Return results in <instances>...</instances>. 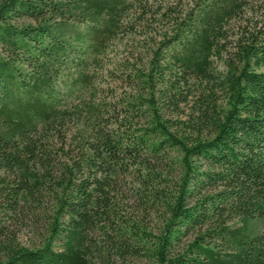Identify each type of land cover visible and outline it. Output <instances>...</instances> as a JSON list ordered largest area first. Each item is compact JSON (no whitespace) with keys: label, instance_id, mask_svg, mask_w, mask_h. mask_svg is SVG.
Listing matches in <instances>:
<instances>
[{"label":"trees","instance_id":"obj_1","mask_svg":"<svg viewBox=\"0 0 264 264\" xmlns=\"http://www.w3.org/2000/svg\"><path fill=\"white\" fill-rule=\"evenodd\" d=\"M143 258L264 264V0H0V264Z\"/></svg>","mask_w":264,"mask_h":264},{"label":"rangeland","instance_id":"obj_2","mask_svg":"<svg viewBox=\"0 0 264 264\" xmlns=\"http://www.w3.org/2000/svg\"><path fill=\"white\" fill-rule=\"evenodd\" d=\"M17 241L21 244L32 246L38 244L41 240L40 234L32 230L30 227H22L16 232ZM99 264H103L100 262ZM132 264H148L145 258L136 260Z\"/></svg>","mask_w":264,"mask_h":264}]
</instances>
